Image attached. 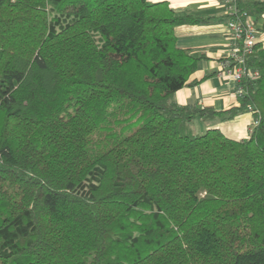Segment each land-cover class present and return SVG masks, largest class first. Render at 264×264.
Returning <instances> with one entry per match:
<instances>
[{"label": "trees", "instance_id": "16d2710c", "mask_svg": "<svg viewBox=\"0 0 264 264\" xmlns=\"http://www.w3.org/2000/svg\"><path fill=\"white\" fill-rule=\"evenodd\" d=\"M232 1L264 34V0ZM212 20L0 0V264H264L263 41L240 106L174 100L201 58L175 27ZM248 105L247 138L195 129Z\"/></svg>", "mask_w": 264, "mask_h": 264}, {"label": "crops", "instance_id": "0c3cea01", "mask_svg": "<svg viewBox=\"0 0 264 264\" xmlns=\"http://www.w3.org/2000/svg\"><path fill=\"white\" fill-rule=\"evenodd\" d=\"M166 1L178 14L187 12L213 18L207 23H187L175 27L178 46L189 49L201 58L187 84L174 94V100L180 105L212 107L219 111L240 106L241 98L236 94V83L228 75L218 73L220 63L229 54L232 43L221 1ZM260 40L264 43V34ZM254 117V113L241 110L230 119L197 120L195 129L203 132L208 128H219L226 136L240 140L249 136Z\"/></svg>", "mask_w": 264, "mask_h": 264}, {"label": "built area", "instance_id": "2783aa9c", "mask_svg": "<svg viewBox=\"0 0 264 264\" xmlns=\"http://www.w3.org/2000/svg\"><path fill=\"white\" fill-rule=\"evenodd\" d=\"M225 14L230 15L227 21L232 34V43L229 54L221 61L218 73L228 75L236 83V94L242 98L247 93L246 79H257L259 70H253L247 65L248 59L254 54V47L261 35L253 18L246 17L232 0L221 2ZM247 111L254 112L252 105L247 106ZM259 123V119L254 117L253 124Z\"/></svg>", "mask_w": 264, "mask_h": 264}]
</instances>
